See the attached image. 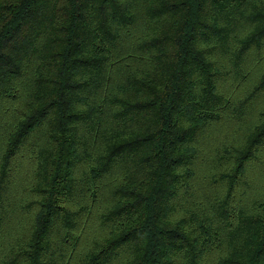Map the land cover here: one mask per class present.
<instances>
[{
  "label": "trees",
  "instance_id": "obj_1",
  "mask_svg": "<svg viewBox=\"0 0 264 264\" xmlns=\"http://www.w3.org/2000/svg\"><path fill=\"white\" fill-rule=\"evenodd\" d=\"M0 264H264V0H0Z\"/></svg>",
  "mask_w": 264,
  "mask_h": 264
}]
</instances>
